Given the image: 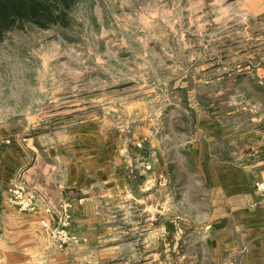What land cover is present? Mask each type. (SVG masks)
Returning a JSON list of instances; mask_svg holds the SVG:
<instances>
[{
    "label": "rangeland",
    "instance_id": "rangeland-1",
    "mask_svg": "<svg viewBox=\"0 0 264 264\" xmlns=\"http://www.w3.org/2000/svg\"><path fill=\"white\" fill-rule=\"evenodd\" d=\"M209 121L228 132L217 157L264 161V0H74L64 25H24L0 43V156L4 177L16 169L13 200L21 185L28 191L27 162L51 164L60 151L76 160L75 142L129 146L144 133L167 156L172 183L159 197L177 211L181 231L172 245L163 241L162 261L153 260L141 229L153 208L131 203L124 218L109 213L124 223L108 241L115 245L79 264H216L198 225L212 201L201 198L207 190L191 155ZM143 165L138 159L130 167L133 182ZM69 220L66 208L53 223L41 219L61 248L77 242ZM62 230L69 239L52 232ZM122 235L128 245H119Z\"/></svg>",
    "mask_w": 264,
    "mask_h": 264
},
{
    "label": "crops",
    "instance_id": "crops-1",
    "mask_svg": "<svg viewBox=\"0 0 264 264\" xmlns=\"http://www.w3.org/2000/svg\"><path fill=\"white\" fill-rule=\"evenodd\" d=\"M209 124L201 125L205 135L191 151L207 190L201 198L212 201L208 220L198 224L199 233L216 264H264V198L254 188L256 181H264V161L235 162L217 157L220 138L228 132L217 122ZM92 130L90 127L83 132L90 134ZM147 136L142 133V140H134L129 146L115 141L75 142L76 160L67 159L61 151V156L54 155L51 164L44 166L38 158L31 159L24 171L26 194L34 199V208L28 212L15 205L12 188L16 169L4 177L0 156V264H79L96 258L98 251H105L98 250L99 246L115 245L108 242L113 235L118 236L113 230H123L124 223L115 224L109 213L114 209L124 218V210L131 203L142 204L149 212L153 208L152 218L143 222L141 229L146 232L144 243L154 247L153 260L162 261L163 241L172 245L181 228L175 220L177 211L163 206L159 197L172 183L167 156L157 137ZM225 144H236V140ZM115 159L121 162L116 164ZM138 159L144 161L145 170L140 180L133 182L130 167ZM130 185L132 195L138 186L144 196L131 201ZM63 208L69 211L70 228L77 235V242L65 248L59 247L41 225L43 217H51L53 223L55 217L63 215ZM48 210L54 211V217ZM166 214L169 217L162 224L161 217ZM186 228L191 232L198 229L192 224ZM121 240L119 245H128L126 235Z\"/></svg>",
    "mask_w": 264,
    "mask_h": 264
},
{
    "label": "trees",
    "instance_id": "trees-1",
    "mask_svg": "<svg viewBox=\"0 0 264 264\" xmlns=\"http://www.w3.org/2000/svg\"><path fill=\"white\" fill-rule=\"evenodd\" d=\"M74 0H0V43L24 25L49 29L64 25Z\"/></svg>",
    "mask_w": 264,
    "mask_h": 264
},
{
    "label": "built area",
    "instance_id": "built-area-1",
    "mask_svg": "<svg viewBox=\"0 0 264 264\" xmlns=\"http://www.w3.org/2000/svg\"><path fill=\"white\" fill-rule=\"evenodd\" d=\"M254 188L263 196L264 198V181H256L254 183ZM16 195H15V200L14 203L17 204L19 210L24 211V212H28V211H32L34 208V199L33 197H31L30 195L26 194L25 188L24 186H20L16 191ZM43 227L47 228V229H51V226L49 222L43 220L42 221ZM54 236L57 234L58 236L64 235L66 236L67 233L62 230V231H52ZM68 237V235H67ZM73 239H75V237H72ZM69 239V237H68Z\"/></svg>",
    "mask_w": 264,
    "mask_h": 264
},
{
    "label": "water",
    "instance_id": "water-1",
    "mask_svg": "<svg viewBox=\"0 0 264 264\" xmlns=\"http://www.w3.org/2000/svg\"><path fill=\"white\" fill-rule=\"evenodd\" d=\"M136 199H141L144 194L140 192L139 187H136V192L133 194Z\"/></svg>",
    "mask_w": 264,
    "mask_h": 264
}]
</instances>
